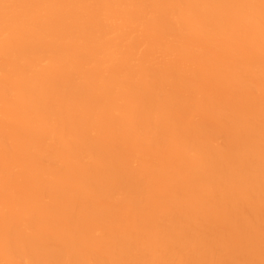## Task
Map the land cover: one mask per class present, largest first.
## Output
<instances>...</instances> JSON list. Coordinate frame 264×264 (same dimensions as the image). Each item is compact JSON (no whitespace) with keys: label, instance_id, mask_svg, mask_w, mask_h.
Segmentation results:
<instances>
[{"label":"bare ground","instance_id":"bare-ground-1","mask_svg":"<svg viewBox=\"0 0 264 264\" xmlns=\"http://www.w3.org/2000/svg\"><path fill=\"white\" fill-rule=\"evenodd\" d=\"M0 264H264V0H0Z\"/></svg>","mask_w":264,"mask_h":264}]
</instances>
